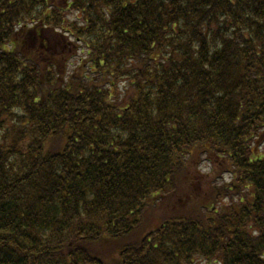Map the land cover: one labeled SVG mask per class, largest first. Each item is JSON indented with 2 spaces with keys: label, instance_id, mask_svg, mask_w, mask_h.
<instances>
[{
  "label": "trees",
  "instance_id": "1",
  "mask_svg": "<svg viewBox=\"0 0 264 264\" xmlns=\"http://www.w3.org/2000/svg\"><path fill=\"white\" fill-rule=\"evenodd\" d=\"M262 143L264 0H0V264H264Z\"/></svg>",
  "mask_w": 264,
  "mask_h": 264
},
{
  "label": "rangeland",
  "instance_id": "2",
  "mask_svg": "<svg viewBox=\"0 0 264 264\" xmlns=\"http://www.w3.org/2000/svg\"><path fill=\"white\" fill-rule=\"evenodd\" d=\"M56 50H57V48H56ZM259 151H264V143H262L261 145H260V149H259ZM260 153V152H259ZM203 167V166H202Z\"/></svg>",
  "mask_w": 264,
  "mask_h": 264
}]
</instances>
